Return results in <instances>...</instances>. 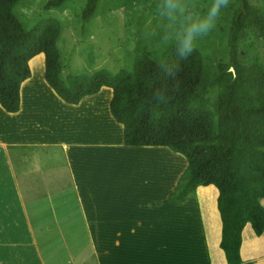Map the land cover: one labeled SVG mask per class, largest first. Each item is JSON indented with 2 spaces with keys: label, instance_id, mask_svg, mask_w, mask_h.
I'll return each mask as SVG.
<instances>
[{
  "label": "trees",
  "instance_id": "trees-1",
  "mask_svg": "<svg viewBox=\"0 0 264 264\" xmlns=\"http://www.w3.org/2000/svg\"><path fill=\"white\" fill-rule=\"evenodd\" d=\"M18 1L0 0V105L18 111L21 83L31 75V59L41 53L45 81L63 101L78 104L102 87L111 88L110 112L123 126L126 146L167 147L187 160L166 201L181 203L199 186L214 185L219 246L227 264H251L242 262L239 249L247 223L256 235L264 231V66L242 63L240 44L249 28L264 35V9L235 0L228 59L212 72L204 69L198 47L182 58L171 43L161 62L137 54L130 69L103 67L63 78L57 45L61 22L41 16L24 29L13 12ZM67 1L47 0L43 7L60 8ZM99 1L86 0L83 24L94 17Z\"/></svg>",
  "mask_w": 264,
  "mask_h": 264
},
{
  "label": "crops",
  "instance_id": "crops-1",
  "mask_svg": "<svg viewBox=\"0 0 264 264\" xmlns=\"http://www.w3.org/2000/svg\"><path fill=\"white\" fill-rule=\"evenodd\" d=\"M35 57L40 58L37 63L42 73L37 79L30 64L31 75L20 86L18 111L8 112L0 105V264H39L34 256L35 246L38 248L40 243L37 236L43 234L46 242L48 235H62V226H78L91 236L95 264H227L219 246L217 188L199 186L181 203L165 202L163 192L153 181L146 190L152 186L156 189L148 190L146 195H126L127 185L131 187L138 181L128 178L126 157L141 163L138 172L151 168L169 176L185 169L186 158L167 147L144 146L158 149L150 155L129 148L143 146H126L123 126L110 112L109 87L83 97L73 106L64 105L65 101L45 81L44 54ZM92 117L97 118L92 121ZM56 158L63 163L67 182L57 186L55 196L59 197L55 198L52 180L56 182L63 173L54 167V162L61 164ZM164 159L169 160L166 168ZM116 162L118 165H113ZM108 165L121 166L122 170L111 179L110 191L115 193L107 197L101 195V190L97 192L95 184L99 167ZM118 184L125 186L123 195L116 193V187H121ZM54 202L67 203L64 210L70 214L69 204H74V217L68 222L64 213L60 216L55 209L50 216L56 221V231L51 222H45V232H36L35 226L40 225L34 218L47 219L46 214L37 215L36 204ZM25 203L34 204L33 215L29 210L27 214ZM261 203L264 205V198ZM170 207L175 208L165 209ZM58 220L63 221L62 225ZM3 235L11 236L9 243H4ZM106 236L107 247H98L94 239L107 241ZM105 250L107 254L100 253ZM239 253L243 263L264 264V231L256 235L247 223Z\"/></svg>",
  "mask_w": 264,
  "mask_h": 264
},
{
  "label": "rangeland",
  "instance_id": "rangeland-1",
  "mask_svg": "<svg viewBox=\"0 0 264 264\" xmlns=\"http://www.w3.org/2000/svg\"><path fill=\"white\" fill-rule=\"evenodd\" d=\"M46 1L20 0L15 4L13 12L22 22L24 29H30L33 23L41 16H51L59 19L62 29L57 45L60 48L61 74L63 78L82 72L91 73L103 67L113 71L125 68L130 69L137 54H149L155 61L161 62L166 49L171 44L164 42V36L171 31V26L166 20L161 19L156 12L159 0H100L94 17L84 24L81 21V13L86 0H68L60 8L44 9L43 6ZM193 2L198 11L206 12L212 0H193ZM250 2L256 7L264 9V0H250ZM236 6V1L230 0L228 6L222 9L216 27L207 36L199 38L195 44L202 52L205 61L204 69L208 72L214 71L218 63L226 62L228 59L227 35L231 16ZM240 51L243 53L241 57L242 63L264 66V35H261L253 28L247 29L240 44ZM39 60L40 58L36 59L35 57L29 63L32 65L31 68L37 79L40 78L42 73V66L37 63ZM214 92L213 89L209 90L210 99H212ZM102 96L105 97V95ZM63 104L73 106L65 102ZM96 118L92 117V121H95ZM129 148H139L140 152L144 154L150 153V155L158 152L156 147ZM56 159L59 160L58 158ZM164 163L166 168L169 160L164 159ZM104 164L107 165L106 160ZM113 165H118V162ZM140 165L141 163L138 164L132 157L130 159L126 157L125 166L131 172H129L128 178L133 182L138 180L131 187L130 184L127 185L125 190L128 193L126 195H146V193H149L148 190L156 189L155 186H152L146 190L147 185L153 181V185L156 184L158 186L157 189L163 192L164 201L168 202L166 201V194L176 184L175 180L184 168L179 173H172L169 176V174H164V171L161 173V171H155L151 168L138 172ZM54 167L56 170L63 172L56 182L52 180L51 191L54 194L53 197L56 198L59 197L55 196V192L59 189L57 186L67 182V179L64 175L65 168L62 162L61 164L54 162ZM106 167H99V180L95 184V188H97V192L100 190L104 192L101 195H107L108 197L109 193L111 195L115 193L114 190L110 191L111 179L116 175H120L118 173L121 172L122 167L110 168L109 165ZM118 185L121 187H116V193L117 195H123V187L125 186L122 184ZM72 194L74 195L73 191ZM66 204L55 202L51 205L36 204L37 215L46 214L47 219H37L35 217V221H39L40 225L35 226V231L37 232L40 229L45 232V228L42 226L45 222H51L56 231V221L50 216L55 209V212L60 216L64 213V219L69 222L75 215V213L73 214L75 212L73 211V206L75 207V205L69 204L72 211L70 214L64 210ZM24 205L27 214L29 210V213L33 215L32 206L34 204L25 203ZM50 206L54 207L51 208ZM174 208L165 209L173 210ZM58 221L62 225L63 221ZM77 222L79 223L80 221L77 220ZM73 225H77V223L74 221ZM62 231V235L57 234V232L56 234L48 235L47 238L49 240L46 242H44L45 236L39 233L37 237L40 243L38 244L37 241L38 248L35 246L36 249L34 250L36 262L39 264H95V254L90 248L91 236L86 234L82 228H78V226H62ZM2 237L4 243L10 242V235H3ZM106 238L107 241L94 239L95 244L98 247H107L108 236ZM100 253L107 254V251H100ZM22 258L23 256L20 255V260Z\"/></svg>",
  "mask_w": 264,
  "mask_h": 264
},
{
  "label": "clouds",
  "instance_id": "clouds-1",
  "mask_svg": "<svg viewBox=\"0 0 264 264\" xmlns=\"http://www.w3.org/2000/svg\"><path fill=\"white\" fill-rule=\"evenodd\" d=\"M230 0H212L206 12L197 10L193 0H159L157 14L171 26L164 36L165 43H173L176 52L185 58L192 54L199 38L207 36L217 24L223 8ZM158 100L164 97L155 93Z\"/></svg>",
  "mask_w": 264,
  "mask_h": 264
},
{
  "label": "water",
  "instance_id": "water-1",
  "mask_svg": "<svg viewBox=\"0 0 264 264\" xmlns=\"http://www.w3.org/2000/svg\"><path fill=\"white\" fill-rule=\"evenodd\" d=\"M232 69V68H231ZM109 106H110V104H109Z\"/></svg>",
  "mask_w": 264,
  "mask_h": 264
}]
</instances>
